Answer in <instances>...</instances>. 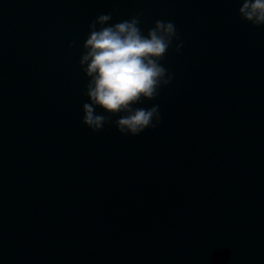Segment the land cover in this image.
Instances as JSON below:
<instances>
[{
  "label": "water",
  "instance_id": "95a60500",
  "mask_svg": "<svg viewBox=\"0 0 264 264\" xmlns=\"http://www.w3.org/2000/svg\"><path fill=\"white\" fill-rule=\"evenodd\" d=\"M239 7L0 0V264H264V26ZM108 13L180 38L137 105L161 121L134 137L83 123L79 61Z\"/></svg>",
  "mask_w": 264,
  "mask_h": 264
},
{
  "label": "clouds",
  "instance_id": "9594fccd",
  "mask_svg": "<svg viewBox=\"0 0 264 264\" xmlns=\"http://www.w3.org/2000/svg\"><path fill=\"white\" fill-rule=\"evenodd\" d=\"M238 14L245 22L264 26V0H239ZM112 15L100 14L90 25L83 44L80 66L89 80L83 123L99 132L115 121L118 132L138 136L161 121L159 105L137 107L153 100L172 75L160 63L173 39L179 40L174 22L157 20L145 34L139 16L111 23ZM99 26V27H98ZM182 44H177L180 51ZM100 109L103 114L97 112Z\"/></svg>",
  "mask_w": 264,
  "mask_h": 264
}]
</instances>
